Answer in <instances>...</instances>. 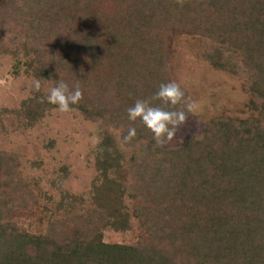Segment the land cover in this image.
Listing matches in <instances>:
<instances>
[{"label": "trees", "instance_id": "obj_1", "mask_svg": "<svg viewBox=\"0 0 264 264\" xmlns=\"http://www.w3.org/2000/svg\"><path fill=\"white\" fill-rule=\"evenodd\" d=\"M0 20L12 31L0 51L22 55L42 85L0 112L5 130L34 126L57 107L41 100L51 87L82 79L73 108L101 128L90 189L63 188V167L60 196H42L51 206L41 207L19 154L0 146V264H264V0H0ZM175 29L196 35L214 67L245 78L254 112L162 147L127 109L173 81ZM125 197L139 239L105 242L108 227L131 228Z\"/></svg>", "mask_w": 264, "mask_h": 264}, {"label": "rangeland", "instance_id": "obj_2", "mask_svg": "<svg viewBox=\"0 0 264 264\" xmlns=\"http://www.w3.org/2000/svg\"><path fill=\"white\" fill-rule=\"evenodd\" d=\"M183 31L175 29L170 33L168 76L184 88L187 99L198 105L194 113H188L185 125L179 129L178 136L185 142L207 128L214 119L245 118L254 110L250 107L252 94L245 88V78L214 67L205 58L206 49L198 37ZM11 32L7 25L0 26V47L12 38ZM25 60L22 55L0 51V112L19 108L36 92L33 82L37 79L26 72ZM109 71L115 72L112 68ZM79 82L81 87L86 85L83 79ZM3 124L0 121V146L19 154L24 175L37 183L41 207L52 205L42 196H60L53 181L64 174L63 167L69 172L63 188L72 193L90 189L96 174L94 150L101 138L98 122L89 121L78 109L63 113L56 107L48 110L32 127L19 128L13 124L7 131ZM125 205L130 213L131 228L117 231L108 227L104 231L105 242L131 244L138 241L140 231L133 212L134 203L125 197ZM45 226L43 219L35 220L31 227L40 232Z\"/></svg>", "mask_w": 264, "mask_h": 264}, {"label": "clouds", "instance_id": "obj_3", "mask_svg": "<svg viewBox=\"0 0 264 264\" xmlns=\"http://www.w3.org/2000/svg\"><path fill=\"white\" fill-rule=\"evenodd\" d=\"M33 87L36 92L41 91V81L35 80ZM57 106L63 113L74 111L73 106L83 99V91L77 84L74 88L64 80L51 87L42 102ZM153 101H159L154 104ZM179 106V107H178ZM198 105L195 101L185 98V93L179 83L172 81L162 83L158 90L148 99H137L133 106L127 109L128 119L132 122L140 121L152 133L157 144L162 147L183 143V137L178 136L179 129L185 125L188 113H194ZM137 136L135 127L128 129L124 140L131 142Z\"/></svg>", "mask_w": 264, "mask_h": 264}]
</instances>
